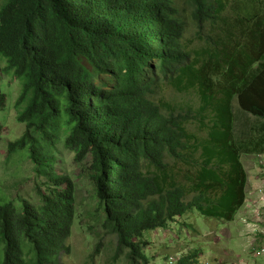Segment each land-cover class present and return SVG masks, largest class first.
Wrapping results in <instances>:
<instances>
[{"label":"trees","instance_id":"trees-1","mask_svg":"<svg viewBox=\"0 0 264 264\" xmlns=\"http://www.w3.org/2000/svg\"><path fill=\"white\" fill-rule=\"evenodd\" d=\"M1 60L24 124L7 156L27 149L45 187L38 206L0 203V264L68 251L74 186L49 152L60 137L88 161L100 227L130 264H149L144 233L193 211L231 223L244 206L241 149L264 154V0H0Z\"/></svg>","mask_w":264,"mask_h":264},{"label":"rangeland","instance_id":"rangeland-1","mask_svg":"<svg viewBox=\"0 0 264 264\" xmlns=\"http://www.w3.org/2000/svg\"><path fill=\"white\" fill-rule=\"evenodd\" d=\"M185 35L189 38L192 36V32L188 31ZM194 45H196L195 41ZM3 67L4 62L1 60L0 68ZM20 87L19 80L15 79L10 72L4 73L0 70V88L6 96L5 106L0 110L2 126L0 135V203L12 201L18 205V201L23 199L38 206L40 200L35 189L36 187L41 189L45 187L43 185L45 183L44 176L37 177L35 175L33 164L27 156V149L18 150L7 156L8 145L17 140L24 132V124L16 122L18 110L15 100ZM162 96L165 100L178 102L189 98L186 95L175 94L171 88H165ZM49 152L54 159L53 167L56 175L66 176L74 186L75 212L70 235L65 242L68 251L60 254L57 264H130L123 254H119L118 258L115 257L116 238L114 235L105 233L100 227L103 216L101 211L97 210L93 187L85 172L88 161L74 162L72 154L64 148L61 137L53 146L49 147ZM258 156L250 154L245 147L241 149L240 160L248 176V186L244 206L235 216L233 222L225 223L205 219L193 211L184 215L180 223L173 225L168 239L164 238L162 230L158 233L154 230L148 231L144 233L142 240L148 243L147 246H144V252L150 259L149 264H165L166 258L177 251H182L187 258L189 253L194 250L203 254L198 264H205L207 261L214 264V260L223 258L224 252L234 249L235 252L240 251L243 257H248L249 246L264 245V221L260 224L262 235H255L253 218L249 214L257 207H263L255 194V188L264 183V170L262 166L260 167ZM59 195V190H56L55 198H58ZM244 220L247 221V224L243 222ZM223 225H226L225 229H222ZM212 232L216 233L215 237L220 240V244L217 246L214 245V236L207 237ZM172 234L179 237V240H176L177 243H171Z\"/></svg>","mask_w":264,"mask_h":264},{"label":"built area","instance_id":"built-area-1","mask_svg":"<svg viewBox=\"0 0 264 264\" xmlns=\"http://www.w3.org/2000/svg\"><path fill=\"white\" fill-rule=\"evenodd\" d=\"M260 167L262 166L264 170V154L258 156ZM255 194L259 198L260 204L263 205V207H257L256 209L252 210L251 213L249 212L250 216L253 218L252 223L254 224V234L255 235H262V231H260V224L264 221V212H262V209H264V183L255 188ZM245 224H247V221L244 220ZM257 223V224H256ZM176 223H172L167 228H157L154 231L158 233L160 230H162L164 234V238L168 239L169 234L171 233L173 225ZM217 234L212 232L207 235V237L214 236L213 241L215 242L214 245L217 246L219 243V239L215 237ZM224 237V235H222ZM176 240H179V237L175 234H172L171 237V243L173 244L176 242ZM177 243V242H176ZM180 243V242H179ZM183 245V244H182ZM184 253L182 251H177L172 253L170 256H168L165 260V264H181V262L186 258ZM223 258H220L218 260H214V264H264V245L262 246H249V254L248 257H243V255L240 253V251L235 252L234 249L224 252L222 254ZM230 256H233V258H230ZM203 257V254L198 253L196 258L193 260L195 264L200 263L201 258ZM260 262V263H259ZM205 264H210L209 261H207Z\"/></svg>","mask_w":264,"mask_h":264},{"label":"crops","instance_id":"crops-1","mask_svg":"<svg viewBox=\"0 0 264 264\" xmlns=\"http://www.w3.org/2000/svg\"><path fill=\"white\" fill-rule=\"evenodd\" d=\"M181 218H182V217H181ZM181 218H179L178 221H181ZM224 226L226 227V225H223V226H222V229H225ZM219 227H220V226H219ZM222 229H220V230H222Z\"/></svg>","mask_w":264,"mask_h":264},{"label":"clouds","instance_id":"clouds-1","mask_svg":"<svg viewBox=\"0 0 264 264\" xmlns=\"http://www.w3.org/2000/svg\"><path fill=\"white\" fill-rule=\"evenodd\" d=\"M198 253H199V251H198Z\"/></svg>","mask_w":264,"mask_h":264}]
</instances>
